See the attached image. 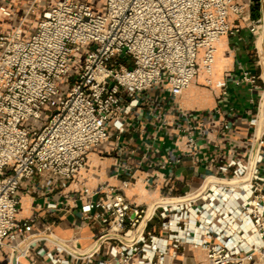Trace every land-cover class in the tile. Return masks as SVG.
Instances as JSON below:
<instances>
[{
    "label": "built area",
    "instance_id": "obj_1",
    "mask_svg": "<svg viewBox=\"0 0 264 264\" xmlns=\"http://www.w3.org/2000/svg\"><path fill=\"white\" fill-rule=\"evenodd\" d=\"M41 2L34 0L20 25L0 35V252L9 248L12 256L42 234L31 233L37 217L18 218L23 183L46 175L42 186L68 187L87 167L90 152L126 129L130 113L152 88L166 85L176 100L201 67L212 85L217 43L241 31L233 16L260 42V74L243 70L242 82L262 90L264 99V17L253 15L254 7L262 10L261 0H106L100 11L87 0H56L27 35L25 18ZM0 10L10 14L6 6ZM79 52L82 60L75 57ZM31 120L39 126L25 125ZM252 124L248 158L224 161L197 192L135 206L124 191L137 169L123 164L130 176L120 185L102 181L69 200L48 202V210H71L74 202L86 224L102 229L86 254L49 257L61 264H170L169 255L183 257L191 244L206 252L208 264H264V178L258 166L264 122L253 167L258 118ZM203 125L188 119L175 129L194 149ZM230 129L225 123L223 130ZM181 162V156H167L157 166L163 171ZM158 178L145 182L158 186ZM154 219L162 234L149 230ZM106 241L114 243L105 258L96 259Z\"/></svg>",
    "mask_w": 264,
    "mask_h": 264
},
{
    "label": "crops",
    "instance_id": "obj_2",
    "mask_svg": "<svg viewBox=\"0 0 264 264\" xmlns=\"http://www.w3.org/2000/svg\"><path fill=\"white\" fill-rule=\"evenodd\" d=\"M33 1L0 0V7L6 6L10 12L4 14L0 10V35L20 25ZM55 1L42 0L37 13L25 18L27 35L35 31L43 12ZM87 1L96 10L105 7L98 8L92 0ZM232 21L241 27V31L234 37L224 36L217 43L212 85L207 84L209 76L204 71L203 81H200L199 72L190 88L176 100L170 96L166 85L156 87L158 90L152 88L145 94L142 104L130 113L126 129L118 137L113 136L96 146L88 156L87 167L78 172L68 187L62 188L54 183L42 186L48 178L46 175H36L23 183L19 191L21 204L18 218L37 217L31 233L53 232L66 240L80 235L84 239V246L94 242L102 229L97 224H86L76 203L71 202V210L67 207L48 210L47 203L69 200L80 194L83 187H93L102 181L120 185L122 179L130 176L122 172L123 164L137 169L131 186L124 191L127 199L135 206L145 207L170 194L181 196L197 192L206 178L220 173L224 161L232 157L241 160L248 158L256 130L252 120L259 116L262 90H253L250 84L242 82V74L243 70L260 74L257 63V46L260 42L257 35L234 16ZM219 82H226V86H218ZM259 84L264 85V82L259 80ZM188 119L204 124V135L198 139V147L194 149L186 146V137L179 136L175 129ZM225 123L231 125L230 130H223ZM260 149L262 159L258 166L264 178V146ZM167 156H181L182 162L162 171L157 165ZM167 174L173 180H168ZM148 177L153 180L159 177V185H148L145 182ZM153 222L154 225H151ZM149 230L162 234L157 219L150 223ZM56 246L59 245L50 240H37L24 252H19L17 264H61L51 259L48 252H52L55 258H66L69 253L58 252ZM183 251V257L172 258L169 255L167 259L170 264H208L205 251L191 244L185 245ZM12 261L9 248L0 252V264H12Z\"/></svg>",
    "mask_w": 264,
    "mask_h": 264
},
{
    "label": "bare ground",
    "instance_id": "obj_3",
    "mask_svg": "<svg viewBox=\"0 0 264 264\" xmlns=\"http://www.w3.org/2000/svg\"><path fill=\"white\" fill-rule=\"evenodd\" d=\"M259 149V153H260ZM29 239H31V241L27 244L26 241L21 244L18 247L19 252L22 251L24 252L27 248H29L33 243H35L37 240H50L53 243L61 246V248L65 251L68 252L69 254L74 253V254H81L84 255L87 252H89L91 250V248H94V242L90 243L87 246H84V239L82 238H76V239H72V240H66L64 238H61L59 235L55 234V233H50L47 235H41V234H36V235H32ZM28 239V240H29ZM86 243V242H85Z\"/></svg>",
    "mask_w": 264,
    "mask_h": 264
},
{
    "label": "rangeland",
    "instance_id": "obj_4",
    "mask_svg": "<svg viewBox=\"0 0 264 264\" xmlns=\"http://www.w3.org/2000/svg\"><path fill=\"white\" fill-rule=\"evenodd\" d=\"M93 2H94V5H96L98 8L99 7H103V6H105L106 5V0H92ZM253 15H254V17H257V16H259V15H261L262 14V10L260 9V7H258V6H256V7H254V9H253ZM254 44H255V42H254ZM83 55H84V52H79V53H76L75 54V57H77V58H79L80 60H82L83 59ZM205 75H204V70H203V68H200V75H199V78H200V81H203V79L205 78L204 77ZM76 78V77H75ZM74 77L72 78V81L75 79ZM63 81H65V80H63ZM153 90H158V88H154ZM53 110V108H51V107H47V111L48 112H51ZM32 123H35L37 126H39V123H37V122H34V121H28V122H26L25 123V125H30V124H32ZM154 223L155 222H153L151 225H154ZM51 233V232H50ZM50 233H42V235H47V234H50ZM76 239V238H80V235H74V236H72V237H70V238H67V239ZM31 241V239H29V240H27L26 241V243L25 244H27V243H29ZM112 243H114L113 241H106V243L104 244V246H103V248L101 249V251H100V253L98 254V256L96 257V259H103V258H105L106 256H107V252H108V250H109V248H110V246L112 245Z\"/></svg>",
    "mask_w": 264,
    "mask_h": 264
},
{
    "label": "water",
    "instance_id": "obj_5",
    "mask_svg": "<svg viewBox=\"0 0 264 264\" xmlns=\"http://www.w3.org/2000/svg\"><path fill=\"white\" fill-rule=\"evenodd\" d=\"M261 5H262V13L264 17V0H261ZM263 50H264V33H263ZM263 121H264V99L262 100L260 113L258 116V128H257L256 142H255V147L253 150V155H252V160H251L252 167L255 163L256 155L259 149V142H260V138H261L262 130H263ZM18 255H19V251H17L14 254L12 264H17Z\"/></svg>",
    "mask_w": 264,
    "mask_h": 264
}]
</instances>
